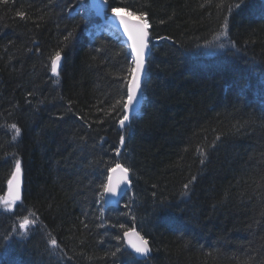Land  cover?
<instances>
[{"label": "trees", "instance_id": "trees-1", "mask_svg": "<svg viewBox=\"0 0 264 264\" xmlns=\"http://www.w3.org/2000/svg\"><path fill=\"white\" fill-rule=\"evenodd\" d=\"M107 1L150 24L126 127L133 57L89 0H0V200L17 161L24 178L0 264H264V0ZM120 162L131 190L107 208Z\"/></svg>", "mask_w": 264, "mask_h": 264}, {"label": "water", "instance_id": "water-1", "mask_svg": "<svg viewBox=\"0 0 264 264\" xmlns=\"http://www.w3.org/2000/svg\"><path fill=\"white\" fill-rule=\"evenodd\" d=\"M89 4H91L92 9L94 11V14L102 21H105L108 25H110L111 27L115 28L121 36H123L124 38V42L125 44L129 47L130 53H131V57H133V68H135V60H136V55H135V50L133 48V41L132 39L129 37V35L126 33V31L124 30L123 24L119 21V19L114 16L110 9V3H108L107 1V7H105L103 0H89ZM118 12L120 13V15L125 16L126 18L130 19V21L132 22V24L135 23V21H137L139 19V16H134L133 14L131 16H129V12L127 11H122L117 9ZM132 24H130V26H132ZM148 39H149V49L150 51L147 52L146 54V64H145V75L143 76L142 80H141V94L139 96V102L136 104V107L134 110H131L129 112V121L125 122V125L123 127L129 126V122L132 119V117H134L137 112L140 110V108L143 105V85L145 82V76L148 70L147 64L150 58V54L152 51V45H151V34H150V30L148 29ZM61 63H62V55H61V60L58 62V70L57 73H53V75H58L59 70L61 68ZM133 74V72H132ZM132 74L130 76V80L128 81V85H127V90H129L130 87V83H131V79H132ZM127 101V100H126ZM119 165H122L123 168H127L125 167L121 162L117 163ZM115 164L113 167H111V169L108 172V176H107V188L109 186L115 188L117 191L116 193H110L105 195L104 201L106 203V206L108 208L112 207H119L121 202L123 201V198L127 195V193L130 191V188L132 186V182H131V174L130 171L128 173H124L121 169H116V171H112V169L116 168ZM128 169V168H127ZM11 183L8 182L7 184V196L9 199L14 200L16 203H19L22 200V196H23V184H24V179H23V175H22V170L20 168V172L19 175L16 176V168L10 178ZM140 237H143L141 235L140 232H138L137 229H130L128 231L125 232V241L126 244L128 245V247L130 248V250L137 255L139 258L141 259H145L148 255H150L151 252H149L148 254H141L138 253L135 250L134 245H139L140 244ZM150 247V245H149ZM151 251V248H150Z\"/></svg>", "mask_w": 264, "mask_h": 264}, {"label": "snow or ice", "instance_id": "snow-or-ice-1", "mask_svg": "<svg viewBox=\"0 0 264 264\" xmlns=\"http://www.w3.org/2000/svg\"><path fill=\"white\" fill-rule=\"evenodd\" d=\"M105 7H107V0H103ZM111 13L116 16L119 21L123 24L124 30L129 35V37L133 41V48L135 50L136 60H135V68L133 69L132 79L130 83V87L127 93V102L123 104L124 114L122 118L119 120V124L123 127L125 122L129 121V112L134 110L136 104L139 102V96L141 94V80L145 75V64H146V54L149 49V39H148V29L150 28V24L148 22V13L143 12L140 14L139 19L135 21L134 24L130 21V19L126 18L123 15H120L117 8H111ZM133 13H129L131 16ZM163 23V21H161ZM132 24V26H130ZM221 35H226V33H218L214 39H219ZM223 47V45H220ZM61 60V53L57 51L52 59L51 63V71L53 73H57L58 70V62ZM13 129H15L16 133L19 134L20 129L16 124L11 125ZM121 143L124 141V137L121 136ZM116 169H121L124 173H128L129 169L123 168L122 165L117 164L116 168L112 169V171H116ZM20 165L19 161L16 163V176L19 175ZM11 183V181H9ZM187 188V185H185ZM108 192L116 193V189L109 186L106 189ZM31 223L27 218H25L20 227L27 228V226ZM51 244L55 246L57 241L55 239L51 240ZM135 250L141 254H148L150 252L149 242L144 237H140V244L134 245Z\"/></svg>", "mask_w": 264, "mask_h": 264}, {"label": "bare ground", "instance_id": "bare-ground-1", "mask_svg": "<svg viewBox=\"0 0 264 264\" xmlns=\"http://www.w3.org/2000/svg\"><path fill=\"white\" fill-rule=\"evenodd\" d=\"M146 77V76H145ZM146 80V79H145ZM145 83V82H144ZM144 86V85H143ZM142 90H143V100H144V98H145V96H146V93H145V89H144V87L142 88ZM144 103V102H143ZM131 121V120H130ZM130 123V122H129ZM20 168H21V166H20ZM21 170H22V168H21ZM22 175H23V172H22ZM24 179V178H23ZM8 189V188H7ZM107 182H106V185H105V187L103 188V200H104V198H105V195H107V194H110V193H112V192H108L107 190ZM5 197L9 200V201H11V203H13V204H17L14 200H11V199H9L8 198V196H7V191H6V194H5ZM2 198H4V196L2 197ZM126 232V231H125ZM124 232V233H125ZM123 238H124V240H125V234L123 235ZM150 245V244H149ZM150 248H151V246H150ZM151 253H150V255H148V256H152L153 254H152V249H151V251H150ZM147 256V257H148Z\"/></svg>", "mask_w": 264, "mask_h": 264}, {"label": "rangeland", "instance_id": "rangeland-1", "mask_svg": "<svg viewBox=\"0 0 264 264\" xmlns=\"http://www.w3.org/2000/svg\"><path fill=\"white\" fill-rule=\"evenodd\" d=\"M0 206L5 209H11L13 208V203H11V201H9L6 197H4L0 200Z\"/></svg>", "mask_w": 264, "mask_h": 264}]
</instances>
